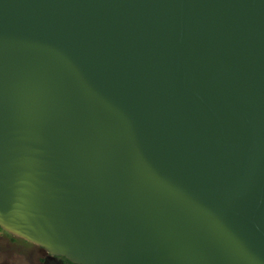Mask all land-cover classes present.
Returning <instances> with one entry per match:
<instances>
[{"label": "water", "instance_id": "water-1", "mask_svg": "<svg viewBox=\"0 0 264 264\" xmlns=\"http://www.w3.org/2000/svg\"><path fill=\"white\" fill-rule=\"evenodd\" d=\"M0 229L264 264V0H0Z\"/></svg>", "mask_w": 264, "mask_h": 264}, {"label": "rangeland", "instance_id": "rangeland-1", "mask_svg": "<svg viewBox=\"0 0 264 264\" xmlns=\"http://www.w3.org/2000/svg\"><path fill=\"white\" fill-rule=\"evenodd\" d=\"M43 250L21 240H10L7 232L0 229V264H41Z\"/></svg>", "mask_w": 264, "mask_h": 264}, {"label": "flooded vegetation", "instance_id": "flooded-vegetation-1", "mask_svg": "<svg viewBox=\"0 0 264 264\" xmlns=\"http://www.w3.org/2000/svg\"><path fill=\"white\" fill-rule=\"evenodd\" d=\"M7 235H9L10 236V240H12V241H15V240H21L22 242H24V243H26V244H30V243H28V242H26V241H24V240H22V239H20V238H17V237H15V236H13V235H11V234H9V233H7ZM30 245H32V244H30ZM39 249H41V250H43L44 252H43V256L41 257V261H40V263L41 264H44V261L46 260L47 262V264H60L59 263V261H61V263L62 264H73V263H71V262H68V260H66L65 258H63V257H58V256H50L47 252H46V250L45 249H43V248H41V247H39V246H37Z\"/></svg>", "mask_w": 264, "mask_h": 264}]
</instances>
